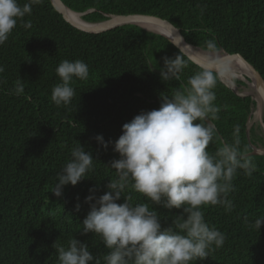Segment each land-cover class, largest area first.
<instances>
[{"label":"trees","instance_id":"1","mask_svg":"<svg viewBox=\"0 0 264 264\" xmlns=\"http://www.w3.org/2000/svg\"><path fill=\"white\" fill-rule=\"evenodd\" d=\"M62 1L75 12L93 9L82 16L88 22L106 19L104 13L161 17L194 47L241 54L264 79V0ZM24 21L31 26L18 22L0 45V66L4 67L0 73V264H59L53 243L57 240L67 247L73 237L84 241L102 262L109 250L101 237L80 233L89 210L84 198L93 186L101 195L109 180L116 179L108 164L119 154L112 144L103 148L95 135L115 141L125 122L142 110L158 108L161 95L171 96L183 88L195 72L218 73L191 61L162 35L137 25L83 32L68 23L50 0L34 5ZM176 55L186 67L179 79L165 82L159 68H151L163 66L164 57ZM65 59L84 61L89 76L74 79L71 103L57 106L51 90L60 82L55 69ZM18 81L24 86L21 95L13 94ZM214 91V103L221 111L210 121L218 139L209 143L207 151L214 153L222 142H232L237 127L242 150L249 153L251 144H264V136H258L254 128H250L251 142L246 134L255 101L236 94L219 74ZM79 143L92 153L93 169L77 185L66 186L63 197L57 199L51 193L56 175ZM249 156L255 171L251 176L241 171L234 178V191L228 197L232 210L220 205L202 208L208 224L224 234L223 246L191 264H264V224L260 231L251 226L257 217H264V155ZM123 195L133 204L147 203L156 210L162 227L169 226L181 211L154 206L130 186Z\"/></svg>","mask_w":264,"mask_h":264},{"label":"clouds","instance_id":"2","mask_svg":"<svg viewBox=\"0 0 264 264\" xmlns=\"http://www.w3.org/2000/svg\"><path fill=\"white\" fill-rule=\"evenodd\" d=\"M42 2L26 0L21 5L19 0H0V45L8 40L18 22L31 26L24 17ZM208 47H212L211 42ZM157 67L160 78L167 82L179 79L186 63L179 55L166 56L163 66L151 69ZM55 71L60 82L52 87L51 100L57 106L69 105L75 96L73 80H86L89 67L82 60L65 59ZM2 72L4 67L0 66ZM217 80L218 74L212 71H197L187 78L183 88L171 96L161 95L158 108L142 110L125 122L115 141L95 135L103 148L112 144L113 151L119 154L108 164L115 170L116 179L109 180L101 195H96L97 188L93 186L84 198L89 210L80 233L101 237L109 250L102 258L103 264H191L203 261L210 251L223 246L224 234L208 224L202 208L220 205L231 211L233 204L228 197L234 191V178L241 171L251 176L255 164L247 149H241L238 127L232 142H222L214 153L207 151L209 143L218 139L216 128L209 123L221 111L214 103ZM23 92V83L18 81L13 94ZM70 154L51 189L57 199L63 197L66 186L77 185L93 169L94 157L81 143ZM129 186L154 206L181 211L169 226L162 227L156 210H150L147 203L133 204L130 197L123 195ZM76 208L79 210V203ZM262 224L264 217H257L251 226L260 231ZM52 247L59 264H102L76 237L68 240L67 247L57 240Z\"/></svg>","mask_w":264,"mask_h":264},{"label":"water","instance_id":"3","mask_svg":"<svg viewBox=\"0 0 264 264\" xmlns=\"http://www.w3.org/2000/svg\"><path fill=\"white\" fill-rule=\"evenodd\" d=\"M53 7L63 16V18L70 23L75 28L88 33H99L108 31L111 29H114L118 26L127 25V24H133L140 26L146 30L152 31L154 33L160 34L163 37H165L170 43H172L175 47H177L184 55H186L191 61L194 63L200 65L203 68L213 69L215 70L219 76L220 72L218 69L220 67L230 66L233 63L240 62L243 65H245L251 76L249 75L246 80H248L250 87H252V91L254 90L256 94H259L261 99L264 103V79L260 72L248 61L246 58H244L239 53H228L223 48H220L217 51H208L204 50L200 47H194L190 44H188L179 31L172 25L170 22L166 19H163L161 17L155 16V15H147V14H105L107 16L106 19L97 21V22H88L83 19L85 22L84 24L78 23L74 20H72L68 13L74 12L76 14L80 15H86L93 11V9H89L85 12H75L71 10L62 0H50ZM190 48L199 49L202 52L205 53H219L220 57L216 58L213 61H208L206 59L200 58L199 56L195 55L191 52ZM221 77V76H220ZM232 88V87H231ZM233 89V88H232ZM233 91L240 95V96H250L252 100L256 101L252 92L246 93L244 95L237 93L234 89ZM253 109L251 108L248 122H247V138L250 140V119L252 115ZM211 123V121H209ZM212 124V123H211ZM213 125V124H212ZM214 126V125H213ZM252 151L248 153V155H257L261 154L264 155V146L259 147L257 145L251 144Z\"/></svg>","mask_w":264,"mask_h":264},{"label":"bare ground","instance_id":"4","mask_svg":"<svg viewBox=\"0 0 264 264\" xmlns=\"http://www.w3.org/2000/svg\"><path fill=\"white\" fill-rule=\"evenodd\" d=\"M68 15H69V17L72 20H74V21H76L78 23H81V24H84L85 23L83 21L82 15H80V14H76L74 12H69ZM190 50L195 55L199 56L200 58L206 59L208 61H213L216 58H219L220 57V54L219 53H205V52L200 51L199 49H194V48H190ZM218 71L221 72V73H223V74H229L230 72H232V73H236V74L241 75V76H245V75H247V76L250 75L251 76L248 68L245 65H243L242 63H240V62L233 63L230 66L220 67L218 69ZM250 91L253 94H255L254 98H255V100L257 102L255 114L259 118L262 119V113H263V109H264L263 100L261 99V97L259 96V94H256L254 90L252 91V87H250V89L247 90V93H249ZM251 122H253V121H251Z\"/></svg>","mask_w":264,"mask_h":264},{"label":"rangeland","instance_id":"5","mask_svg":"<svg viewBox=\"0 0 264 264\" xmlns=\"http://www.w3.org/2000/svg\"><path fill=\"white\" fill-rule=\"evenodd\" d=\"M222 74L223 73L220 72V76H221L222 80L227 85L232 87L237 93L244 95L247 93V90L250 89L249 82L246 80L247 75L241 76V75H238V74L232 73V72H230L229 74H223V75ZM256 106H257V102L252 107L253 112L251 115L249 125H250V128H254V130L258 134V136H264V109H263L262 119H261L255 114ZM251 121H253V122H251ZM256 145L259 147L264 146V144L259 142V141L257 142Z\"/></svg>","mask_w":264,"mask_h":264}]
</instances>
